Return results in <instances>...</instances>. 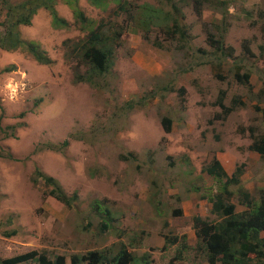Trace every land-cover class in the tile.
<instances>
[{
	"label": "rangeland",
	"instance_id": "rangeland-1",
	"mask_svg": "<svg viewBox=\"0 0 264 264\" xmlns=\"http://www.w3.org/2000/svg\"><path fill=\"white\" fill-rule=\"evenodd\" d=\"M28 1L0 0V37L7 5ZM54 3L66 24L42 8L18 28L50 64L26 49H0V264L27 254L72 264L75 256L112 259L121 251L132 255L128 264H216L193 228L196 216L221 221L207 197L222 190L208 168L217 159L230 178L240 169L227 201L242 206L238 213L241 193L257 201L264 193V157L250 150L264 138V0ZM176 22L185 37L167 35ZM93 32L106 34L98 46L113 51L96 82L86 80ZM221 91L226 107L245 104L224 120Z\"/></svg>",
	"mask_w": 264,
	"mask_h": 264
},
{
	"label": "trees",
	"instance_id": "trees-1",
	"mask_svg": "<svg viewBox=\"0 0 264 264\" xmlns=\"http://www.w3.org/2000/svg\"><path fill=\"white\" fill-rule=\"evenodd\" d=\"M168 1L171 2L172 0ZM200 2L201 1H199V3ZM201 4L202 3L197 6V13L199 15L202 14ZM54 5V0H30L20 6L8 4V27L6 33L0 37V49L6 51L26 49L30 54H33L35 59L41 64H50V59L46 56L44 51L39 50V46L35 44L33 45L32 43L27 44L21 38L18 28L19 26L31 24L37 11L42 8L49 10L54 24H66L65 20L59 18ZM78 19L85 20V17L81 12L79 13ZM175 26L176 29L172 30L170 29L171 27H169L167 35L175 32L170 36L175 37V35L180 34L185 37L184 30L180 28L178 22H176L174 28ZM104 38H107L106 34L93 32L92 40L95 44L92 43L90 46L85 47V58L89 59L90 62V75L89 77H86L87 81L96 82L97 79L102 78L110 69L113 54L112 49L105 45L98 46V43H103L102 41H104ZM209 40L216 49L223 50V42L216 40L214 35L210 34ZM104 43H106V41H104ZM237 79L240 83L245 82L249 84L251 78L249 74H237ZM225 97L226 92L221 91L217 104L224 111V115L218 116L217 118L219 120H224L240 106L245 105L240 99H236L232 103L233 106L226 107L224 105ZM163 126L165 131L169 133L172 127V121L165 118L163 120ZM253 131L254 130H251L250 132L253 134ZM68 144L69 143L66 141L63 143L62 148H66ZM250 150L259 153L264 157V138L261 139L260 143L252 145ZM207 171L220 184L222 190V194L216 195L212 199L213 213L219 215L221 221L213 223L203 220L199 216H196L193 220V228L196 232V237L198 238L199 243L203 245L202 247L206 250L208 259L216 261V264H252V256H254L258 258L261 264H264V237L262 236V233L264 232V193H262L260 201L251 197L248 193H241L244 195L243 202H245L249 208L252 207V212L250 214L236 213V206L227 202L234 195L228 189L231 185H240V169H238L230 178L223 165L216 159ZM37 175L44 177L39 172ZM224 179H227V183L225 182L223 184L222 181ZM44 180L48 185L54 187L51 194L56 200L67 206L71 205V199L62 192L54 178L45 177ZM106 216V219L110 218L109 211H106ZM108 229L109 226L104 224L103 230ZM174 242H177V239ZM29 260H35V262L40 264H55L53 261H47L46 257L35 259V254H27L8 259L3 261L2 264H22ZM128 260H133L132 255L128 252L121 251L112 259L104 257L99 252H91L87 257H73L72 264H128ZM57 261L56 264H64L63 258H59ZM145 264L150 263L147 262Z\"/></svg>",
	"mask_w": 264,
	"mask_h": 264
},
{
	"label": "crops",
	"instance_id": "crops-1",
	"mask_svg": "<svg viewBox=\"0 0 264 264\" xmlns=\"http://www.w3.org/2000/svg\"><path fill=\"white\" fill-rule=\"evenodd\" d=\"M220 163H221V161H220ZM222 164V163H221ZM224 167V166H223ZM208 198V200L210 201V203L212 204L211 206H212V211H213V202H212V197H207ZM230 204H234L235 206H236V213H238L239 212V210H238V206H240V207H242L241 205H236L233 201L230 203ZM244 209H243V211L241 210L240 212H242V213H246V214H250L251 212H252V207H248L246 204H245V202H244ZM240 214V213H239ZM202 218V217H201ZM203 219V218H202ZM264 233V232H263ZM262 233V234H263ZM217 264H221V263H217Z\"/></svg>",
	"mask_w": 264,
	"mask_h": 264
}]
</instances>
